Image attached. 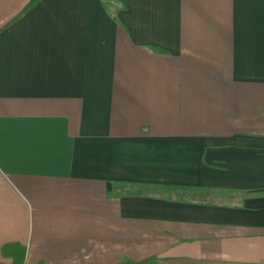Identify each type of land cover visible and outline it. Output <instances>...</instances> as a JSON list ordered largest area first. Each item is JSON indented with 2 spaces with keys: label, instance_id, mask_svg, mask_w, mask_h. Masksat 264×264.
I'll use <instances>...</instances> for the list:
<instances>
[{
  "label": "crops",
  "instance_id": "obj_1",
  "mask_svg": "<svg viewBox=\"0 0 264 264\" xmlns=\"http://www.w3.org/2000/svg\"><path fill=\"white\" fill-rule=\"evenodd\" d=\"M31 1L0 0V264H264V0Z\"/></svg>",
  "mask_w": 264,
  "mask_h": 264
},
{
  "label": "trees",
  "instance_id": "obj_2",
  "mask_svg": "<svg viewBox=\"0 0 264 264\" xmlns=\"http://www.w3.org/2000/svg\"><path fill=\"white\" fill-rule=\"evenodd\" d=\"M41 1L42 0H32L30 2V4L28 5V7L26 8V10L23 12L22 16L25 15L26 13H28L34 7H36ZM124 187H126V186H124ZM142 189H150V188L145 186ZM132 193L133 192H131L129 190L127 192V194H132ZM3 253H4V255H8L9 253L11 254V257L14 260L13 264H24L25 256H26V250L22 249L20 246H17V245L5 246L3 248ZM156 262H157L156 259H150V260H146V261L139 263V264H153Z\"/></svg>",
  "mask_w": 264,
  "mask_h": 264
},
{
  "label": "water",
  "instance_id": "obj_3",
  "mask_svg": "<svg viewBox=\"0 0 264 264\" xmlns=\"http://www.w3.org/2000/svg\"><path fill=\"white\" fill-rule=\"evenodd\" d=\"M122 264H130L129 262H124V263H122Z\"/></svg>",
  "mask_w": 264,
  "mask_h": 264
},
{
  "label": "rangeland",
  "instance_id": "obj_4",
  "mask_svg": "<svg viewBox=\"0 0 264 264\" xmlns=\"http://www.w3.org/2000/svg\"><path fill=\"white\" fill-rule=\"evenodd\" d=\"M172 197H176V194H173Z\"/></svg>",
  "mask_w": 264,
  "mask_h": 264
}]
</instances>
